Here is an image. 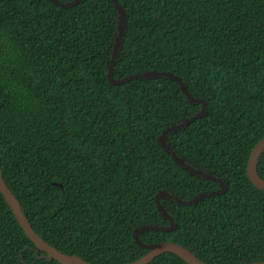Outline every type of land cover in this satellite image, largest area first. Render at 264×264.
Masks as SVG:
<instances>
[{
  "label": "trees",
  "instance_id": "16d2710c",
  "mask_svg": "<svg viewBox=\"0 0 264 264\" xmlns=\"http://www.w3.org/2000/svg\"><path fill=\"white\" fill-rule=\"evenodd\" d=\"M116 1L125 24L113 78L179 77L206 113L166 134V143L226 184L223 194L188 206L162 199L175 230L146 231L140 241L179 244L206 264L264 262V191L246 174L264 138V0ZM112 6L0 0L1 177L44 242L89 264H129L147 253L132 236L169 225L158 193L189 200L219 189L158 143L200 104L166 77L108 82ZM257 174L264 180V151ZM0 264H61L26 237L1 193ZM148 264L186 263L165 252Z\"/></svg>",
  "mask_w": 264,
  "mask_h": 264
},
{
  "label": "water",
  "instance_id": "95a60500",
  "mask_svg": "<svg viewBox=\"0 0 264 264\" xmlns=\"http://www.w3.org/2000/svg\"><path fill=\"white\" fill-rule=\"evenodd\" d=\"M51 2L52 4L56 5L58 8L66 9L70 8L72 6L77 5L82 0H73L72 2L63 4L60 3L58 0H47ZM112 2V7L116 9L118 13V25H117V35L114 40V45L112 48V53L110 56V62L107 69V80L109 83L113 85H122L124 83L130 82L132 80H141V79H149V78H158V77H166L170 78L174 81H176L184 95L187 101H189L192 104H200L201 109L198 113H196L194 116L180 122L177 124H173L169 127H167L165 130L162 131L161 134L158 136V143L163 148V150L169 154L174 162L181 166L184 170L188 171L190 174H193L199 178L205 179V180H211L219 185V189L210 193H203L200 194L194 198H191L189 200H182L179 199L167 192H160L158 193L154 200L156 203V208L161 213V215L168 220L169 225L168 226H142L140 228H136L133 232V240L136 243L137 246L140 248L146 249L147 253L141 257L139 260L133 261L129 264H148L151 260H153L156 256L168 252L176 255L177 257L181 258L186 264H206L202 262L200 259H198L192 252H190L185 247L175 244L172 242H162V243H156V244H145L140 241L139 235L146 231H161V232H171L175 230L176 224L174 219L171 217V215L167 212V210L161 205L162 199L167 200H173L175 203L183 206H188L195 204L202 199L213 197L216 195H221L226 191V184L224 181H222L220 178L213 176L209 173H206L200 169H197L190 164H188L183 158L179 157L166 143V134H169L171 132L178 131L182 128H185L188 126L191 122L201 118L206 113V104L203 100L195 99L193 98L187 91L186 85L182 82V80L177 77L174 74L168 73V72H156V71H149L144 72L140 74H135L132 76H129L127 78L121 79V80H115L112 76V70L113 66L115 64L116 57L118 55V51L121 44L122 39V33H123V27L125 24V13L124 10L121 9L120 5L117 3L116 0H110ZM264 151V138L260 141H258L254 147L252 148L246 165V174L248 176L249 181L259 190L264 191V180L261 179L257 174V163L259 160L260 155ZM0 193L6 200L7 204L10 206L13 214L15 215L17 221L19 222L20 226L22 227L26 237L34 244L38 249L45 252L49 258H53L55 261L61 263V264H89L85 263L79 258L68 256L66 254H63L59 251H57L55 248L44 242L31 228L30 224L28 223L26 217L23 215L21 208L17 202V200L13 197L10 190L4 183L1 172H0ZM249 264H264V262H254Z\"/></svg>",
  "mask_w": 264,
  "mask_h": 264
},
{
  "label": "bare ground",
  "instance_id": "6f19581e",
  "mask_svg": "<svg viewBox=\"0 0 264 264\" xmlns=\"http://www.w3.org/2000/svg\"><path fill=\"white\" fill-rule=\"evenodd\" d=\"M123 34V33H122ZM202 100V99H201ZM205 115V114H204Z\"/></svg>",
  "mask_w": 264,
  "mask_h": 264
}]
</instances>
